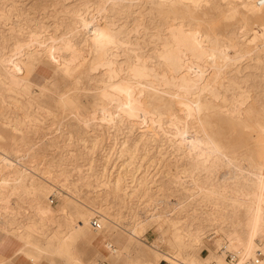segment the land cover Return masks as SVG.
I'll use <instances>...</instances> for the list:
<instances>
[{"label": "rangeland", "instance_id": "rangeland-1", "mask_svg": "<svg viewBox=\"0 0 264 264\" xmlns=\"http://www.w3.org/2000/svg\"><path fill=\"white\" fill-rule=\"evenodd\" d=\"M263 29L264 3L250 9L243 0H0V155L14 158L0 165V234L31 242L25 251L38 264H177L161 256L177 231L181 264H197L198 255L205 264L252 262L234 247L241 228L263 246L258 218L241 215L233 199L241 198V165L257 168L241 154L264 163V133L255 132L264 114ZM167 41L179 49L174 60L159 55ZM143 65L149 84L134 72ZM178 73L217 89L238 79L242 123L213 117L220 134H206L203 113L187 116L180 101L210 93L194 84L182 92ZM117 82L132 86L126 101ZM153 92L168 110L158 114ZM237 95L214 102L234 105ZM199 140L217 144L205 164L219 166H193L206 151Z\"/></svg>", "mask_w": 264, "mask_h": 264}, {"label": "bare ground", "instance_id": "bare-ground-1", "mask_svg": "<svg viewBox=\"0 0 264 264\" xmlns=\"http://www.w3.org/2000/svg\"><path fill=\"white\" fill-rule=\"evenodd\" d=\"M162 1H169V0H162ZM171 1H178V0H171ZM181 1H184V0H181ZM190 2V4L192 5H195V6H200L202 4H205L207 3L209 0H188ZM244 4L246 6H248L250 9H255L257 8L259 5H261L262 3H264V0H243ZM247 30V28H246ZM264 30V29H263ZM261 33V32H260ZM264 34V31L262 32ZM261 33V34H262ZM102 31L98 33V35H96V39L95 41L96 42H99L100 41V37L102 36ZM185 37H183V40ZM63 42V41H62ZM111 42L110 39H107V43ZM171 43L169 41L165 42V45H164V48L161 49L159 51V55L160 57H164L165 58H173L174 60V57L176 54H177V50H179L178 48H173L171 45ZM181 45V44H180ZM31 46V44H30ZM29 46V47H30ZM51 46V45H50ZM179 46V45H178ZM26 47V46H25ZM48 47V46H47ZM66 47V46H65ZM64 47V48H65ZM27 48V47H26ZM32 48V47H31ZM63 49V48H61ZM66 49V48H65ZM42 49H40L41 51ZM59 50V49H58ZM38 50V52H40ZM49 51V50H48ZM55 50H53L54 52ZM52 52V51H50ZM49 52V53H50ZM52 52V54H54ZM75 52V51H74ZM200 52V51H199ZM35 53V52H34ZM222 53V52H221ZM28 54V53H26ZM198 54V53H197ZM55 56V55H54ZM72 57V56H71ZM84 57V56H82ZM179 57V56H177ZM176 57V58H177ZM201 57V56H200ZM203 57V56H202ZM198 57H196L197 59ZM234 58V57H232ZM66 60V59H65ZM64 60V61H65ZM71 60V59H70ZM84 60V59H83ZM163 60V59H162ZM222 60L226 63H228V60H229V57L227 56H222ZM69 61V60H68ZM170 61V60H169ZM194 61V60H193ZM82 62V61H80ZM70 63V62H69ZM249 64H245L241 65V71H242V68L244 67H247ZM262 65L264 66V62L262 63ZM232 70V69H231ZM175 72H179L177 70H174ZM230 71V70H229ZM135 72V75H137L139 77V80L140 82H143L145 81L147 84H149V79H147V76L149 75V69L146 67V66H140L138 67L137 69L134 70ZM217 73V71H216ZM178 75L180 76L179 78L175 79V81L177 82V85L178 87L181 86L183 91L182 92H188V89H189V86L191 85L193 88V84L195 85V88H197L198 86H201V89L203 90H207L209 93H210V98H207L205 99L204 101L201 99L200 95H196L195 96V99L192 100L191 102V105L188 104L186 101L184 100H181V102L184 103L185 107H186V115L189 114V116L191 115V113L193 114V117L196 116L198 113H203L204 115V118H205V121H206V127H202L203 130L206 132V134H211V136H214V134L217 136L220 134V131L219 129H217V126L215 124H213V121H210V118H213L215 117V121L218 120L217 122L218 123H221V121H236V122H241L242 123V120H241V108L240 106L237 104V102H242L243 99H245V94H243V92H241V90H239V80L234 78H230L227 82H220V86H221V89H217L216 87L212 86L210 83H207L205 82L203 85H199V82H198V79L195 80L193 78H191L189 76L188 73H185V74H180L178 73ZM231 76V75H230ZM14 77V76H13ZM201 77V76H200ZM238 78V77H237ZM183 80V81H182ZM201 80V79H200ZM116 81V80H115ZM175 82V83H176ZM241 82V81H240ZM259 85L262 86L264 85V76H262L260 78V80L258 81ZM150 85H153L152 83ZM131 88L132 86L130 84H128L127 82H117L116 85H115V91L117 92H120V91H123L124 92V95H125V98H123L124 101H126V98H129L130 96H127V92H130L131 91ZM244 88V87H243ZM156 89V88H155ZM200 89V90H201ZM181 90V89H180ZM178 89V91H180ZM199 90V93L202 91ZM239 90V91H238ZM139 91H143L145 93V97H144V101L145 102H148L147 100V94H148V90L146 87H142L140 88ZM194 92V90H192ZM191 91V92H192ZM228 91H232L233 92V96L238 94L236 100H232L234 103V105H230V106H227V105H222V104H218V103H215L214 100L217 99V98H220L223 102L226 101V96H225V93L228 92ZM164 93H166V91H162ZM239 92V93H238ZM177 93V92H176ZM175 93V94H176ZM185 94V93H184ZM187 94L190 95V93L188 92ZM108 95V94H107ZM109 96V95H108ZM229 96V95H228ZM105 97V96H104ZM231 97V96H230ZM229 98V97H228ZM107 99V96L106 98ZM153 100L154 102V108L155 110L158 112V114L160 113H163L164 111L168 110L169 108V103L165 102V99L163 98V96L158 93V92H153L152 93V97L150 98V100ZM232 99V97H231ZM230 99V100H231ZM115 100V99H114ZM113 100V102H114ZM118 101V100H117ZM171 101V100H170ZM236 101V102H235ZM151 102V101H150ZM231 102V101H230ZM121 103V102H120ZM130 104V103H129ZM118 105V104H117ZM121 105V104H120ZM119 105V106H120ZM118 106V107H119ZM122 106L124 107V104H122ZM126 106V105H125ZM128 107H130L128 104H127ZM123 107H121L122 109H124ZM128 107H125L126 109ZM133 108V107H132ZM125 109V110H126ZM130 109V108H129ZM184 109V108H183ZM185 110V109H184ZM248 111L251 110V109H247ZM127 111V110H126ZM130 112V111H129ZM132 112V111H131ZM185 112V111H184ZM127 113V112H126ZM135 113V112H133ZM129 114V113H128ZM131 115V113H130ZM133 115V114H132ZM174 118H177L179 116H177V114H173ZM185 116V115H184ZM188 116V115H187ZM192 116V115H191ZM256 116V115H255ZM112 117V116H111ZM181 117V116H180ZM188 118V117H187ZM190 118V117H189ZM255 118V117H254ZM185 119V118H184ZM264 120V114L261 112V113H258V118L256 120V131L257 133H264V123H262L261 121ZM175 121V120H174ZM254 122V120H253ZM224 124V123H223ZM222 124V126H223ZM247 124V122L245 123ZM236 125V124H235ZM248 125V124H247ZM252 125V124H251ZM241 126V125H240ZM249 126V125H248ZM219 127V126H218ZM226 128V126H224ZM223 127V128H224ZM235 127V126H234ZM251 127V126H250ZM252 127L254 128V126L252 125ZM230 128V127H229ZM227 128V129H229ZM241 128V127H239ZM225 130V129H224ZM231 129H229L230 131ZM234 130V129H232ZM231 130V131H232ZM251 130H253L251 128ZM244 132L241 130V134H246L247 136H252L253 137V133L251 132ZM223 131V130H222ZM227 131V130H225ZM235 132H238L239 131H235ZM223 133V132H222ZM226 133V132H225ZM224 133V134H225ZM231 133V132H230ZM234 133V132H233ZM259 133V134H260ZM223 134V135H224ZM235 134V133H234ZM227 135V133H226ZM237 135V134H236ZM236 135H235V138H236ZM257 135V134H256ZM234 136V135H233ZM232 136V137H233ZM240 136V135H239ZM238 136V137H239ZM191 137V136H190ZM225 138V137H224ZM228 138V137H227ZM234 138V137H233ZM236 140V139H235ZM240 140V139H239ZM230 142V141H229ZM238 142V141H237ZM205 145L206 147L203 148L202 145ZM236 143V142H235ZM235 143H234V146H235ZM248 143V142H247ZM263 143V142H262ZM193 143L190 142V145H192ZM196 144L201 145L200 146V149H204L206 151H204V153L202 154H199L201 158L200 160V163H196L195 165H193L194 167L196 166V168H206V167H209V168H213V166H219L217 165L214 160L210 163V164H205V162L211 157V154H210V151L209 149H212V147H216L217 144L216 143H209V142H206L204 143L202 140L200 142L197 141ZM237 144V143H236ZM240 144V143H239ZM256 145V144H255ZM262 145V144H260ZM233 146V145H232ZM233 146V147H234ZM241 146V144L239 145ZM257 147V146H256ZM261 147V146H260ZM236 148V146H235ZM242 152V151H241ZM198 155V156H199ZM241 157L244 158V160H248L249 164L251 166H254V167H257L255 170H252V169H249V167L245 166V165H241V200L237 199L236 197L233 199V203L237 206V207H241V215H243L245 218H249L250 216H256V218H258V221L255 223V229L258 231V233L261 235V237L264 239V163H260V164H256V165H253L255 163H252L253 161V157L252 155H242L241 154ZM14 164V158L9 155V154H3V155H0V165H3V166H11ZM187 171H192L191 169H187ZM191 175V173H190ZM191 181H193L191 179ZM194 181H195V178H194ZM197 182V181H196ZM246 183H251L253 184V187H248L246 186ZM114 187L116 189L119 188V180L116 181ZM198 192V191H197ZM210 193H214L213 190L210 189ZM204 195L206 197H210V198H213V199H216V201H219L217 200L218 198H220V196L218 195L217 197L216 196H210L208 195V192L207 190L204 191ZM160 214V213H159ZM213 214V213H212ZM160 216V215H159ZM93 220V219H92ZM92 220H91V224L93 226V223H92ZM97 221H99L97 219ZM99 224H100V227L101 228V223L99 221ZM20 228V227H19ZM93 228L95 230H98L99 228H95L93 226ZM19 230V229H18ZM86 231V230H84ZM80 233H82L81 231H79ZM176 232V231H175ZM84 233H82V235H84ZM194 234V233H193ZM255 234V231L254 230H244V228H241V242L239 241L237 243V245H235L234 249H235V252L236 253H239L241 252V254H247V255H250L252 256L253 258V261H252V264H264V257H260V258H257L258 260L255 262L254 259L256 258V254L257 252L260 250L261 252L264 253V243H263V246L261 248H258L252 241V236ZM134 235V234H133ZM85 236V235H84ZM89 236V235H88ZM174 240L170 243L171 247H170V251L171 253H167V252H163L161 253V256H165L166 258H170L172 261H174L175 263L177 264H181L179 259L177 258V256H179V253L176 251L178 249H180V247L184 246V241L182 240L183 238V234H181L180 232H176V234L174 235ZM90 237V236H89ZM87 240H89L90 238L88 237H85ZM194 240H200V238L197 236V235H194V237H192ZM90 241V240H89ZM159 243V242H158ZM166 243V242H165ZM201 246H204L206 245L205 242L201 241ZM208 244V243H207ZM110 245V244H109ZM156 245V244H155ZM164 245V244H163ZM162 245V246H163ZM158 246V245H157ZM161 246V245H160ZM225 246L227 247H230V242H226L225 243ZM164 247V246H163ZM166 248V247H165ZM168 248V246H167ZM217 261H219V264H226L224 262V260L219 257L217 258ZM205 257H202L200 255H198L197 257V264H205ZM216 263V262H215ZM218 264V263H216Z\"/></svg>", "mask_w": 264, "mask_h": 264}, {"label": "crops", "instance_id": "crops-1", "mask_svg": "<svg viewBox=\"0 0 264 264\" xmlns=\"http://www.w3.org/2000/svg\"><path fill=\"white\" fill-rule=\"evenodd\" d=\"M30 243L22 245L15 236L0 234V264H38L37 257L25 251V245ZM106 245L112 247L111 242Z\"/></svg>", "mask_w": 264, "mask_h": 264}, {"label": "built area", "instance_id": "built-area-1", "mask_svg": "<svg viewBox=\"0 0 264 264\" xmlns=\"http://www.w3.org/2000/svg\"><path fill=\"white\" fill-rule=\"evenodd\" d=\"M92 223H93V226L95 228H99L100 227L99 221H97L96 218H93ZM227 256H228L229 261H235L236 258H237L236 254L235 253H232V252H230L229 254H227ZM261 256H262V252L259 250L257 252V254H256V258L254 259V261L256 262L258 260L257 258H260ZM210 264H216V263L215 262H211ZM244 264H252V262L250 260H246L244 262Z\"/></svg>", "mask_w": 264, "mask_h": 264}]
</instances>
